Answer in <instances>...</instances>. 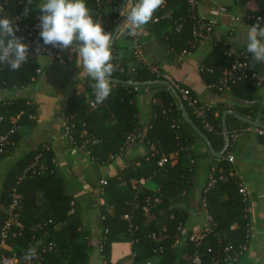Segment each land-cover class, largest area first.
Listing matches in <instances>:
<instances>
[{
	"label": "trees",
	"instance_id": "trees-1",
	"mask_svg": "<svg viewBox=\"0 0 264 264\" xmlns=\"http://www.w3.org/2000/svg\"><path fill=\"white\" fill-rule=\"evenodd\" d=\"M40 2L41 0H32V4L28 5L27 0H0V4L3 5L0 15L12 19L13 23L21 20L24 25H32L40 14L38 7ZM86 2L92 16L101 22L105 32L113 33L116 27L114 21H120L121 18L118 19L119 16L112 12L110 6H99L96 0ZM174 3L180 5L178 11H173ZM112 5L123 7L124 0H113ZM25 7H30L27 15L24 12ZM167 10L173 14V19L162 20L159 23L150 21L145 25L146 33L141 34L139 31L138 44L143 50L147 40L154 38L161 46L166 61L176 62L185 55L196 52L204 44L194 36V22L188 18V0H170ZM253 15L262 16L260 23L264 26V13ZM176 20L179 21L175 22ZM246 23L252 26L257 20H246ZM179 25L181 29L177 31ZM36 37L43 42L39 33ZM129 41L132 42L127 34V28H122L112 48L114 59L111 62L115 68L112 78L139 82L157 80V76L146 65L138 63L135 49L128 45ZM226 42L216 37V44L211 45L209 56L199 66L211 69V72L199 71L209 87L219 81L224 68L231 64L225 54ZM231 45L234 49L246 48ZM28 48L29 53L37 52L34 47ZM129 62H133L134 66L130 67ZM151 65L165 72L162 68ZM250 65L264 71V63L255 62L251 55ZM42 73V66L30 57L17 71L0 65V88L34 87ZM88 82L94 83L90 78ZM175 83L184 88L178 81ZM237 86L243 87L250 97L258 99L254 94L259 88L253 83H240L231 88ZM111 87V95L102 104L95 102L93 88L88 87L79 93L74 91L63 106V114L67 117L74 141L78 144L90 142L83 152L88 153L95 169L99 170L102 165L120 164L118 171L102 180L106 181V184H102L101 181L98 189V227L103 264H112L113 244L123 241H130L135 249L133 258H128L123 262L125 264H129L128 261L133 264H147L159 256L161 260L155 261V264H196L194 263L196 256L201 258L203 264H213L214 259H218L219 264L244 263L249 258L251 248L250 204L247 196L240 192L243 183L227 161L228 153L218 160L215 186L205 192L207 184L205 185L193 209L204 212L205 202L215 226H212V232L205 234L200 243L194 242L191 240L192 230L183 225L187 213H184L179 205L184 199L183 193L192 187L188 172L193 170L192 160L198 155L197 149L194 148L195 142L204 141L185 122L176 98L166 87L148 88L154 91L152 100L154 116L146 127L140 124L137 97L138 91L147 87L114 83ZM189 91L191 96L196 98L194 93ZM184 102L195 124L210 138L214 148L221 151L225 142L221 114L228 105L218 104L210 107L199 101L200 105L208 109L209 121L215 129V132H212L202 124L188 102L186 100ZM252 108L257 110L258 105ZM263 115V111L260 114L255 111L252 117L264 123ZM0 116L4 118L0 122V135L16 128L6 152L0 154L1 162L19 147L22 136L17 128L25 123L32 124L33 122L28 119L31 116L37 118L38 107L30 98L2 101ZM175 119L179 125L176 130L171 128ZM228 123H235V129L252 127L234 116L228 117ZM65 132L63 128V133ZM133 136L142 138L146 146L147 153L141 160V165L135 162L123 164L127 152L137 142L131 140ZM94 139L99 141L98 144L91 143ZM46 144L37 145L14 161L7 175L2 195L6 209L0 212V230L8 219L6 210L10 202L9 190L17 179L23 176L24 169L36 158L44 160L47 165L46 173L23 179L21 182L19 191L24 200L19 220L24 232L22 236H10L9 248L4 250V253H16L22 258L24 251L31 246L37 248V255L44 254V264H89L93 251L91 229L82 225L79 216L81 207L73 195L67 192V179L56 165L54 151ZM68 144L73 148L69 139ZM152 145H155V150H152ZM232 149L233 141L228 152ZM207 150V155L213 158L208 148ZM175 153L176 157L173 156ZM163 155L168 156L170 160L166 166L160 167L158 162ZM152 179L157 188L154 193L143 185L145 181ZM34 187L36 190L34 189L33 194L31 189ZM101 199L104 203H100ZM127 214L133 216V229L125 219ZM208 223L203 228L209 225ZM38 225L41 227L38 228ZM153 235L156 237L153 238ZM136 240H139V243L135 244ZM50 244L53 245L52 250L44 252V247ZM18 245H23L22 249L16 250ZM244 245L248 250H242Z\"/></svg>",
	"mask_w": 264,
	"mask_h": 264
},
{
	"label": "crops",
	"instance_id": "crops-1",
	"mask_svg": "<svg viewBox=\"0 0 264 264\" xmlns=\"http://www.w3.org/2000/svg\"><path fill=\"white\" fill-rule=\"evenodd\" d=\"M220 7H226L227 12L220 13ZM179 8L178 3L173 4V11H178ZM263 13L264 0H240L238 2L233 0H202L198 8V14L202 19L215 21L214 34L217 38L224 39L240 48L246 47L247 44V31L250 27L246 23L247 17ZM232 31H234L233 35H231ZM140 33H146L145 26L140 30ZM128 45L134 47L133 41H129ZM210 51L211 44L206 43L196 52L185 55L176 62H168L159 43L151 38L147 40L143 49V56L150 65L154 64L162 68L171 75L172 79L181 83L184 88L191 90L196 98L205 105L214 107L218 104H226L228 106L224 111L233 110L251 119H253L252 115L255 111L257 114L264 112V85L254 94L258 99H254L246 93L243 87L237 86L226 92H218L204 82L199 72V66L209 56ZM28 57L42 66L43 73L38 84L23 89L0 88V102L30 98L38 107L37 118L34 119L31 116L28 119L33 123H25L19 126L18 131L22 136L19 147L8 158L0 162V212H4L6 209L2 202L3 188L13 162L37 145L47 143V147L51 148L56 155L57 167L67 179V192L73 195L81 207L79 216L82 225L91 229L93 251L89 264H103L100 229L98 227V189L102 180H106L108 176L118 171L120 164L102 165L99 170H96L88 153L83 152L84 150L75 152L69 146L63 133L65 119L62 115V109L64 103L74 93L76 87L88 82L89 78L82 67L77 65V54L71 49L64 50L53 61L46 55L39 53H28ZM129 63L130 67L134 66L133 62ZM80 72L81 75H79ZM138 92L139 120L140 124L146 127L154 116L152 111L154 91L144 88ZM254 105H258L257 110L252 108ZM218 115L216 114V116ZM24 121L26 122V120ZM255 121L259 122L258 120ZM228 126L229 129L234 130L236 124L228 123ZM131 140L137 142L127 152L123 164L135 162L137 165H141V160L147 153L146 146L142 138L133 136ZM206 146L202 142H195L194 148L197 149L198 155L195 160H192L193 170L188 172V179L191 181L192 187L188 192L183 193L184 199L179 205L184 213H187L183 225H186V228L192 232H197L208 222L205 211H194L193 209L195 201L200 198L202 190L207 184L210 170L219 164L218 158L214 156L211 158L207 155L208 147ZM227 153L228 162V157L234 156V161L229 163L234 174L242 180L250 204L251 248L249 258L244 263L264 264V138L258 135L256 127L246 128L240 133L237 140L233 141V149ZM173 155L176 157L177 153ZM189 157L191 158V155ZM143 185L144 188L153 193L157 189L153 179L145 181ZM34 189L36 190L35 187L31 189L33 194ZM100 203H104V200L101 199ZM22 246H16V250L22 249ZM180 247L182 248L183 244ZM134 252V245L130 241L114 243L112 264L123 263L128 258H133ZM160 260L161 256L150 260V262L155 264V261ZM128 262L133 264L131 261Z\"/></svg>",
	"mask_w": 264,
	"mask_h": 264
},
{
	"label": "built area",
	"instance_id": "built-area-1",
	"mask_svg": "<svg viewBox=\"0 0 264 264\" xmlns=\"http://www.w3.org/2000/svg\"><path fill=\"white\" fill-rule=\"evenodd\" d=\"M97 4L99 6L105 5L110 6L113 13L117 14L119 16L118 19L124 17L120 15L121 6L118 5H112L113 0H96ZM202 0H188L189 5V15L188 18L194 22V36L200 39L202 44L209 43L211 45L216 44V36L214 34V26L215 21H208L202 19L198 14V8ZM233 1H240V0H233ZM170 0H165L164 5H162L159 9H157L153 16V21L155 23H159L162 20H172L173 14L167 10L169 6ZM3 5L0 4V11L2 10ZM220 13H226L227 8L226 7H220L219 8ZM38 14L37 21L32 25L22 24L21 20H16L14 22V26L18 27V31L16 32V35L18 37L22 38V42L25 43L28 47H34L37 51L39 49V54L46 55L50 60H55L57 57L61 55L63 52L57 47H53L52 45L45 46L43 42H41L37 37L36 34L41 31L39 27V16ZM94 18V17H93ZM256 19L260 22L262 21V16L260 15H249L247 17V20ZM95 20V18H94ZM182 20V19H179ZM179 20H176L175 22H178ZM115 25L117 26L119 23V20L114 21ZM251 26V25H250ZM264 27V26H262ZM181 25L177 27V31H180ZM139 30H137V33L133 36H130V39L134 43V49H135V57L137 58L138 63L142 65H146L150 71L157 76V79L159 80H167L170 81L176 89L182 94L183 99L188 102L189 107L193 110L194 114L201 120L202 124L212 132H215L214 127L211 125L209 118H208V112L207 108L200 105L199 100L197 98H194L191 96V93L187 89H182L180 85L176 84L175 81L172 79L171 75L165 72L159 71L156 67H153L150 65L147 61H145L143 56V50L139 46ZM234 34V31L231 32V35ZM226 42V41H225ZM226 56L230 59V66L224 68L222 75L219 79V81L212 85V88L215 90H218L219 92H226L231 89L233 85H237L240 83H253L257 88H262L264 85V71H259L255 69L253 66L250 65V55L246 48L244 49H234L232 45L227 41L226 42ZM188 55V54H187ZM199 71H208L211 72L210 68H203L199 67ZM88 87H92V82H86L82 85L76 87L75 92L79 93L82 90H85ZM68 102V99L65 101L64 105ZM62 115L65 119V125L64 128L66 132L64 133V136L66 139L70 140L71 144L73 145L72 149L75 152H80L84 150L87 145L90 142H85L83 144H78L76 141H74L71 127L67 124V117L63 114L62 109ZM264 116V115H263ZM4 118L0 116V122H2ZM262 123V122H261ZM171 128L176 130L179 128L178 121L175 119L172 122ZM19 128H17L18 130ZM245 129H234L230 131V138L231 141H236L238 136L241 132H243ZM256 131L258 135L262 136L264 138V129L256 128ZM16 132V128H13L8 131V133L0 135V154H4L6 152L7 145L10 142L11 136ZM224 135V132H223ZM98 140L94 139L92 140V144L96 145L98 144ZM152 150H155V145H152ZM174 156V155H173ZM170 158L166 155H163L158 162V166L164 167L166 164H168ZM229 162L234 161V156L230 155L228 157ZM47 165L44 160L40 158H36L30 165H28L23 172V176L19 177L16 181V183L11 187L9 190V198L10 202L8 204L6 213L8 215V219L5 222V225L0 230V264H24V261L20 256H18L16 253L14 254H6L4 253V250H8L9 248V239L10 236L16 237V236H22L24 227L21 224L19 220L20 211L22 209V202L24 200V197L22 193L19 191V187L21 185V182L23 179L26 178H33L34 176L41 175L46 173ZM216 173V167H213L210 170V173L208 175V181L207 186L205 189V192L210 191L215 186V183L217 181L215 177ZM102 184H106V181H102ZM241 193L246 195V191L244 188L240 190ZM147 202L150 204V202L147 200ZM138 208V206H136ZM204 211L208 218V224L204 228H201L197 232H193V235L191 236V240L197 243H200V241L205 237V234L212 232V226H215L213 222L212 216L209 214L206 203L204 202ZM125 219L129 223V226L131 229H133V216L131 214L125 215ZM38 228L41 227V225L37 226ZM16 228V231H13L12 229ZM156 236L153 235V238ZM135 244L139 243V240L134 241ZM53 245L50 244L48 247H44V252L47 250H52ZM242 250L246 251L248 250L247 246H242ZM162 252V251H161ZM211 252V250H209ZM45 256L44 254L37 255V258L34 259L31 264H44ZM194 263L196 264H203L201 258L199 256H196L194 259ZM147 264H152L151 262H148ZM213 264H219L218 259L213 260Z\"/></svg>",
	"mask_w": 264,
	"mask_h": 264
},
{
	"label": "clouds",
	"instance_id": "clouds-1",
	"mask_svg": "<svg viewBox=\"0 0 264 264\" xmlns=\"http://www.w3.org/2000/svg\"><path fill=\"white\" fill-rule=\"evenodd\" d=\"M164 3L165 0H124L120 10L125 17L122 28H127L128 35H135L153 21L155 11ZM27 4L31 5L32 0H27ZM38 7L43 44L62 51L71 49L77 54V65L94 81L95 102L102 104L112 93L113 33L105 32L101 22L94 20L86 0H41ZM29 11L30 7H25V15ZM18 30L12 19L0 15V65L12 71L19 70L28 60L29 48L16 35ZM246 51L255 62L264 63V27L259 20L248 27ZM36 258V247H28L22 255L24 264H31Z\"/></svg>",
	"mask_w": 264,
	"mask_h": 264
},
{
	"label": "water",
	"instance_id": "water-1",
	"mask_svg": "<svg viewBox=\"0 0 264 264\" xmlns=\"http://www.w3.org/2000/svg\"><path fill=\"white\" fill-rule=\"evenodd\" d=\"M124 22H125V17H122L118 25L115 27V30L113 32L114 36H113L112 45H111L112 48L114 47L116 43L117 37L119 35L120 30L122 29ZM111 80H112V83L114 84H122L125 86L147 87V88L152 87V86H164L167 89H169L173 93L174 97L176 98L179 104V107L181 109L182 116L185 122L189 124L191 128L193 129V131L196 133V135H198L204 141L211 155L218 159L225 157L231 145L230 129L228 126V121H227L229 115H233L236 117L237 120L247 123L253 127L264 129V123L257 122L251 118L245 117L233 110H225L222 114V126L224 130L223 132H224L225 142H224V146L222 150L217 151L214 148L210 138L198 127V125L195 124L193 119L190 117L187 107L185 105V102L180 92L176 89V87L170 81L157 79V80H151L147 82H139V81H133V80L125 81V80L114 79V78H111Z\"/></svg>",
	"mask_w": 264,
	"mask_h": 264
}]
</instances>
